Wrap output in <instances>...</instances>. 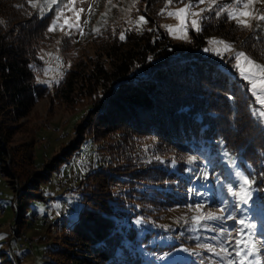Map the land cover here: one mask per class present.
<instances>
[{
    "label": "trees",
    "instance_id": "1",
    "mask_svg": "<svg viewBox=\"0 0 264 264\" xmlns=\"http://www.w3.org/2000/svg\"><path fill=\"white\" fill-rule=\"evenodd\" d=\"M29 1L0 0V113L16 117L26 114L47 88L36 82L35 68L42 63L36 51L42 35L37 31L49 22L51 11L40 14ZM162 3L146 0L144 27L124 28L123 40L108 26L101 29L93 39L109 41L101 45L107 62L89 58L88 70L66 69L53 86L65 101L87 94L94 108L76 126L73 139L24 187L37 189L85 137L95 143L100 165L77 186L81 205L66 226L64 241L70 245L54 249L44 264H143L135 227L120 226L116 214H125L126 200L152 207L186 201L195 180L184 162L188 155L198 158L209 153V158L216 159L225 150L237 158L256 187L264 186V128L250 110L247 82L237 75L231 57L222 59L203 51L206 37L218 35L240 42L252 57L264 61V33L256 26L244 32L225 13L217 17L212 8L201 19V31L191 30L188 40L171 41L157 24ZM11 133L0 118V167L6 176L11 174ZM144 137H150L145 150ZM166 150L177 157L175 169L151 156ZM142 182L148 183L152 193L146 195L135 187ZM33 197L39 195L18 191V218L26 216ZM150 233L142 239L146 248L153 247L147 243Z\"/></svg>",
    "mask_w": 264,
    "mask_h": 264
},
{
    "label": "rangeland",
    "instance_id": "2",
    "mask_svg": "<svg viewBox=\"0 0 264 264\" xmlns=\"http://www.w3.org/2000/svg\"><path fill=\"white\" fill-rule=\"evenodd\" d=\"M29 2L40 14L51 11L49 22L37 31L42 35L36 50L42 63L40 67L35 68L36 82L46 85L47 88L34 99L26 114L16 117L14 113H0V118L5 120L12 131L8 154L11 174L4 175L0 167V264H44L50 259L54 249L70 245L64 241L68 236L66 226L77 217L81 205L77 186L89 171L100 165L93 140L85 137L78 149L54 169L47 179H43L37 189L24 187L27 180L34 176L33 173L44 171L45 165L73 139L76 126L83 123L94 108L87 94H77L72 100L65 101L59 92L54 91L53 86L62 80L66 69L73 68L75 71L83 67L88 70L91 62L89 58L104 60V64L107 62V57L102 55L101 45L109 41L93 39L101 29L108 26L120 35L126 27L140 30L146 23V0ZM245 2L247 0H215L212 8L217 11L221 8L239 10ZM210 3L212 0H203V3L198 0H181L177 3L164 0L159 8L157 24L171 41L188 40L189 32L194 30L190 21L197 19L200 26L201 16L206 12L201 13V9H208ZM186 5H191L188 8L189 13L200 15H189L186 28L180 30L177 35L169 34L164 26L170 25L175 29L180 24L177 17L169 13H175ZM248 10L253 13L252 17L238 18L248 20L250 26H242L245 29L241 30L245 32L246 29L256 26L264 33V21L254 18L264 15V0H254ZM222 13L228 16L227 11ZM141 16L144 17L143 21L140 20ZM65 18L73 27L69 28L68 24H65ZM53 21H56L55 25ZM50 26L54 28L51 32L48 31ZM37 32L33 31L32 34L37 35ZM214 40H223L231 45L232 51L225 53V57H231L232 63H235L234 52L243 51L256 63L264 64V61L257 60L246 52L240 42L230 41L218 35L206 37L204 53L215 54L214 51L205 49L222 47L209 43ZM237 75L239 76L238 72ZM247 89L252 98L250 110L264 128V116L259 114L264 109L256 102L248 82ZM144 138L143 150L150 143V137ZM217 154L216 159L209 158V153L205 157L188 155L184 158L185 164L188 165L187 171L195 173V180L188 189L189 198L183 203L152 207V204L149 206L138 200H126L125 214H116L120 226L135 227L138 238L136 244L142 249L145 258L143 264H221L220 258L204 246L211 245L219 252L220 242L225 237L215 240L212 237L217 236L222 227L231 231L235 237L236 231L242 227L236 221L241 219L254 226L246 231L253 233L258 240L264 238V186L258 188L252 183L248 188L246 201L232 195L228 191L229 187L238 191L240 175H247L235 156L225 150ZM151 156H158L160 163L171 170L175 169L178 163L176 155L170 150L156 152ZM189 157L195 159L190 163ZM148 186L146 182L135 185L146 195L152 191ZM21 189L31 191L34 195H39V198L33 197L25 212L26 216L18 218L16 194ZM129 202L132 205L127 206ZM197 205L201 207L197 208ZM141 208L148 211H134ZM208 214L222 218L199 223L192 219L193 216ZM228 216L234 219H227ZM148 232L151 233L147 243L152 245V248L144 247L146 242L142 240ZM157 244L166 245L170 249H159ZM228 248L231 251L230 244ZM258 258L260 264H264V256Z\"/></svg>",
    "mask_w": 264,
    "mask_h": 264
},
{
    "label": "snow or ice",
    "instance_id": "3",
    "mask_svg": "<svg viewBox=\"0 0 264 264\" xmlns=\"http://www.w3.org/2000/svg\"><path fill=\"white\" fill-rule=\"evenodd\" d=\"M55 2V0H53ZM198 2L203 3V0H198ZM254 0H247L243 4V7L239 10L235 9H225L221 8L220 11H217L215 14L217 17L221 15L222 12L227 11L228 18L230 20H235V22L240 26L248 27L249 22L246 19H240L238 17H252L253 13L249 11V5L253 3ZM213 4H215V0H212V3L209 4L208 9H201V13L205 11H210L212 9ZM191 7V5H186L185 8H181L176 10L175 13H169L170 15H175L177 19L180 21V24L176 26L174 29L170 25H166V27L169 31V34L171 35H177L180 30L187 27V17L189 15L197 16L200 15L198 13H189L188 8ZM201 18H203L201 16ZM258 21H264V15H258L254 17ZM77 21L79 20V15L76 16ZM140 20H144V17L141 16ZM56 21H53V25H55ZM87 23V21H85ZM65 24H68V27H73L72 24L69 23L68 19L65 18ZM191 28L195 31L199 32L201 31V27L199 26V22L197 19H192L190 21ZM78 26V25H77ZM63 27V25L61 26ZM54 28L52 26L49 27L48 31H53ZM139 30V29H137ZM81 34L82 31H81ZM120 39H125L124 32H121ZM210 44L215 45H222V47H214V48H206L205 51H214L216 55L220 56L222 59L225 56V53L231 52L232 48L231 45L226 43L223 40L220 41H210ZM233 58L235 60V63H232V67L239 73V76L244 80L247 81L248 84L251 85V91L256 97V102H258L262 109H264V95H261V93H264V64L256 63L252 58H250L248 55H246L243 51H236L233 54ZM151 59V57H149ZM231 63V59L228 61ZM261 116H264V110H261L259 113ZM195 158L189 157V162L191 163ZM205 178H207V174H205ZM253 183L252 180H250L245 175H240L239 181H238V191H233V188L230 186L228 191L234 195L237 196L240 200H245L248 197V188H250L251 184ZM243 193V194H241ZM197 208H200L201 205H197ZM220 216H215L212 214H208L207 216H193L192 219L194 222L199 223L201 221L206 220H218L221 219ZM227 219H234L231 216H228ZM237 224L241 225L237 231L235 237H233V234L231 231H229L227 228H221L217 234V236H213L212 239H217L218 237H225V239L221 240L220 242V251L217 252L215 248L211 245H205L204 247H207L209 251L213 252V255L218 256L220 258L221 264H260V259L258 257L264 256V238L257 239L256 236L246 231V229H251L254 226L250 223H246L245 220H237ZM231 245V251H229L228 245Z\"/></svg>",
    "mask_w": 264,
    "mask_h": 264
},
{
    "label": "bare ground",
    "instance_id": "4",
    "mask_svg": "<svg viewBox=\"0 0 264 264\" xmlns=\"http://www.w3.org/2000/svg\"><path fill=\"white\" fill-rule=\"evenodd\" d=\"M74 157V156H73ZM1 203V202H0ZM2 206V205H1ZM3 208V207H2ZM60 222V221H59ZM58 223V222H57Z\"/></svg>",
    "mask_w": 264,
    "mask_h": 264
},
{
    "label": "crops",
    "instance_id": "5",
    "mask_svg": "<svg viewBox=\"0 0 264 264\" xmlns=\"http://www.w3.org/2000/svg\"><path fill=\"white\" fill-rule=\"evenodd\" d=\"M0 213H2V212H0Z\"/></svg>",
    "mask_w": 264,
    "mask_h": 264
}]
</instances>
